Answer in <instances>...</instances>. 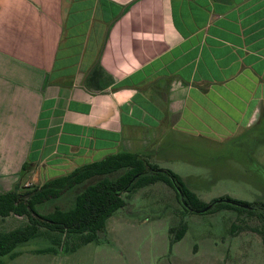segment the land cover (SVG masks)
I'll list each match as a JSON object with an SVG mask.
<instances>
[{
	"label": "crops",
	"instance_id": "obj_1",
	"mask_svg": "<svg viewBox=\"0 0 264 264\" xmlns=\"http://www.w3.org/2000/svg\"><path fill=\"white\" fill-rule=\"evenodd\" d=\"M257 128L264 136V0H0V194L119 151L156 163L184 138ZM103 244L0 260L120 264Z\"/></svg>",
	"mask_w": 264,
	"mask_h": 264
},
{
	"label": "rangeland",
	"instance_id": "obj_2",
	"mask_svg": "<svg viewBox=\"0 0 264 264\" xmlns=\"http://www.w3.org/2000/svg\"><path fill=\"white\" fill-rule=\"evenodd\" d=\"M258 130L247 140L242 136L229 142L184 138L182 144L160 148L155 159L160 167L181 177L204 202L231 198L256 203L263 217L234 208L186 210L174 188L157 182L125 193L127 206L116 213L101 235L103 248L124 254L120 264H264V209L260 208L264 204V136ZM28 186L23 184L22 190ZM81 187L41 203L37 209L41 213L55 206L70 209ZM26 223L25 216L0 218V231ZM183 223L185 235L173 242L177 231L172 233L171 228L178 229ZM58 238L62 241L65 237L43 228L39 237L18 249L46 248ZM78 238L64 239V248L73 246Z\"/></svg>",
	"mask_w": 264,
	"mask_h": 264
},
{
	"label": "trees",
	"instance_id": "obj_3",
	"mask_svg": "<svg viewBox=\"0 0 264 264\" xmlns=\"http://www.w3.org/2000/svg\"><path fill=\"white\" fill-rule=\"evenodd\" d=\"M26 168L27 164L23 169ZM172 176L175 177L184 193L187 207L181 201ZM157 182H165L174 188L179 202L186 210L201 209L209 204L200 199L187 183L170 169L153 163L147 154L130 151H119L107 155L101 160L83 164L72 172L50 179L40 186L26 190H22V186H18L16 190L1 193L0 217L25 216L27 223L7 232L0 231V256L11 254L20 244L39 237L43 228L49 232L59 233L65 238L62 241L58 238L52 247L41 250V252L52 251L56 247L65 250L74 249L92 241L98 242L106 231L108 219L118 210L127 206L125 193ZM80 186L82 189L77 193L72 208L63 209L60 206H55L47 213H41L37 209V205L59 198L68 190ZM245 203L250 207L217 203L209 211L219 208H234L263 217V213L256 210L258 209L256 203ZM260 208L264 209V204ZM186 230L185 223L181 224L178 229L171 228L172 233L177 231L172 241L176 242L182 239ZM72 236L79 237L77 242L70 248H64L63 240ZM0 264H2L1 260Z\"/></svg>",
	"mask_w": 264,
	"mask_h": 264
},
{
	"label": "water",
	"instance_id": "obj_4",
	"mask_svg": "<svg viewBox=\"0 0 264 264\" xmlns=\"http://www.w3.org/2000/svg\"><path fill=\"white\" fill-rule=\"evenodd\" d=\"M171 178H172V181H173L177 191L180 194V198H181L182 203L187 207L188 205H187V203L184 200V193H183L181 187L177 183L175 177L172 176ZM217 203H228V204H232V205L239 206V207H244V208H249L250 207L248 204H246L244 202L237 201V200H234V199H231V198H218V199L212 201L211 203H209L206 207L201 208V209H196L195 211H197V212L209 211Z\"/></svg>",
	"mask_w": 264,
	"mask_h": 264
}]
</instances>
